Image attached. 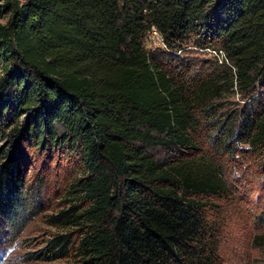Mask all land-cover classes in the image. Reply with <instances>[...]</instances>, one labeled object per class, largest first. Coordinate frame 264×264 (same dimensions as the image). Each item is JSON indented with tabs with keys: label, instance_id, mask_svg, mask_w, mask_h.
I'll list each match as a JSON object with an SVG mask.
<instances>
[{
	"label": "trees",
	"instance_id": "16d2710c",
	"mask_svg": "<svg viewBox=\"0 0 264 264\" xmlns=\"http://www.w3.org/2000/svg\"><path fill=\"white\" fill-rule=\"evenodd\" d=\"M3 17L0 248L44 202L31 149L59 147L75 174L47 222L64 230L27 257L228 264L230 175H264V0H0ZM208 48L221 61L184 55ZM250 219L264 260V205Z\"/></svg>",
	"mask_w": 264,
	"mask_h": 264
},
{
	"label": "rangeland",
	"instance_id": "374dc122",
	"mask_svg": "<svg viewBox=\"0 0 264 264\" xmlns=\"http://www.w3.org/2000/svg\"><path fill=\"white\" fill-rule=\"evenodd\" d=\"M6 17L0 19L4 22ZM157 39L147 36L146 47H164L158 44ZM178 53L179 51H175ZM181 53H183L181 51ZM184 55L193 58L197 63L207 58H218L214 52L200 51L193 49ZM221 56V55H220ZM241 100L236 94H229L217 100L218 113L230 109L240 103ZM1 145V141H0ZM31 159L26 162L28 176L35 173L43 180L42 194L43 204L39 212L28 222L22 233L12 241L4 243V248L11 247L13 251L5 257L4 264H14L21 254L36 250L42 241L53 232L64 230L47 222L48 214L64 207L63 200L68 179L75 174L74 157L63 152L62 148L56 147L45 152L31 149ZM30 156V155H29ZM249 171L245 175L239 172H232L237 181L232 185L234 202H228L229 215L227 226L224 228V252L228 264H264V260L251 243V238L256 229L250 219V210L264 205V175L259 170ZM233 177V178H234ZM238 178V179H237ZM240 180V181H239ZM72 263L70 260H43L29 258L25 264H51L54 262Z\"/></svg>",
	"mask_w": 264,
	"mask_h": 264
},
{
	"label": "built area",
	"instance_id": "2783aa9c",
	"mask_svg": "<svg viewBox=\"0 0 264 264\" xmlns=\"http://www.w3.org/2000/svg\"><path fill=\"white\" fill-rule=\"evenodd\" d=\"M147 36L148 37H151L153 39H157L159 41V45H163L165 46V43H164V40L162 38V35L160 34V32L154 27H150L148 30H147ZM211 52H214L215 56L218 57V60L221 61V58H222V51L221 50H215V49H209ZM221 55V56H220Z\"/></svg>",
	"mask_w": 264,
	"mask_h": 264
},
{
	"label": "clouds",
	"instance_id": "9594fccd",
	"mask_svg": "<svg viewBox=\"0 0 264 264\" xmlns=\"http://www.w3.org/2000/svg\"><path fill=\"white\" fill-rule=\"evenodd\" d=\"M12 244H15V240L12 241ZM13 251L11 247L0 248V264H4L5 257L9 256V253ZM22 258H17L14 264H25L28 260V257L25 253L21 254Z\"/></svg>",
	"mask_w": 264,
	"mask_h": 264
}]
</instances>
